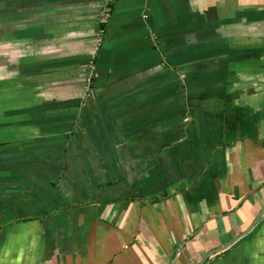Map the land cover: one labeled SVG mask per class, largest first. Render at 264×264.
Returning <instances> with one entry per match:
<instances>
[{
    "label": "crops",
    "instance_id": "obj_1",
    "mask_svg": "<svg viewBox=\"0 0 264 264\" xmlns=\"http://www.w3.org/2000/svg\"><path fill=\"white\" fill-rule=\"evenodd\" d=\"M111 5L0 0V264H264V0Z\"/></svg>",
    "mask_w": 264,
    "mask_h": 264
},
{
    "label": "rangeland",
    "instance_id": "obj_2",
    "mask_svg": "<svg viewBox=\"0 0 264 264\" xmlns=\"http://www.w3.org/2000/svg\"><path fill=\"white\" fill-rule=\"evenodd\" d=\"M6 61L5 55H1L0 64H4ZM90 65L88 70H92ZM77 78H81L83 86L89 92L92 90L93 79L91 71L87 75L78 73ZM30 94L23 87L7 88V86L2 87L0 85V162H3L5 154H16L12 152L20 149L16 148L17 143L21 142L25 137L27 139L28 134H32L30 129L23 127L24 123L26 124L31 120V114L28 111V116L26 115V107L29 110H33L41 102V99L32 95L33 93Z\"/></svg>",
    "mask_w": 264,
    "mask_h": 264
},
{
    "label": "trees",
    "instance_id": "obj_3",
    "mask_svg": "<svg viewBox=\"0 0 264 264\" xmlns=\"http://www.w3.org/2000/svg\"><path fill=\"white\" fill-rule=\"evenodd\" d=\"M113 4V3H112ZM111 7H112V5L110 4L108 7H107V12H108V14H109V12H111ZM106 22L107 21H102L100 24H99V36L101 37V35L104 33V30H105V26H106ZM99 37V38H100ZM94 62H95V59H92V61H91V64H94Z\"/></svg>",
    "mask_w": 264,
    "mask_h": 264
},
{
    "label": "built area",
    "instance_id": "obj_4",
    "mask_svg": "<svg viewBox=\"0 0 264 264\" xmlns=\"http://www.w3.org/2000/svg\"><path fill=\"white\" fill-rule=\"evenodd\" d=\"M104 2H105L106 5H110V4L113 3V0H104Z\"/></svg>",
    "mask_w": 264,
    "mask_h": 264
}]
</instances>
